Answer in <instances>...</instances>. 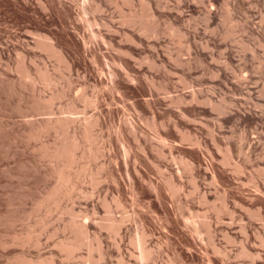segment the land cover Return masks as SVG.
<instances>
[{
  "label": "rangeland",
  "instance_id": "obj_1",
  "mask_svg": "<svg viewBox=\"0 0 264 264\" xmlns=\"http://www.w3.org/2000/svg\"><path fill=\"white\" fill-rule=\"evenodd\" d=\"M0 264H264V0H0Z\"/></svg>",
  "mask_w": 264,
  "mask_h": 264
},
{
  "label": "bare ground",
  "instance_id": "obj_2",
  "mask_svg": "<svg viewBox=\"0 0 264 264\" xmlns=\"http://www.w3.org/2000/svg\"><path fill=\"white\" fill-rule=\"evenodd\" d=\"M48 43V42H47ZM50 52H51V49H50ZM56 54V53H55ZM54 55V54H53ZM59 123H61V122H59L58 121V124ZM69 143H71V142H69ZM61 144V143H60ZM64 142L61 144V145H59V147H57L56 149H54V151L52 152V155H53V157L54 158H56V159H60V161L61 160H64L65 161V163L66 164H69L70 162L69 161H71V159L73 158L72 156V154H74V153H72V152H74V151H72L74 148H72V146L74 147V145L73 144H71L70 146H68L69 144H64ZM55 159V160H56ZM73 160V159H72ZM63 161V162H64ZM73 163V162H72ZM71 164V163H70ZM62 165H63V163H62ZM70 166V165H69ZM62 168H63V166H62ZM67 169V168H66ZM65 169V170H66ZM64 170V169H63ZM64 170V171H65ZM59 172H60V170H58ZM68 171V170H67ZM56 174H57V172H56ZM59 175H58V177L59 178H61L64 174H66V173H64L63 172V175H62V172L61 173H58ZM66 176V175H65ZM62 179H65V177L64 178H62ZM62 179H61V183H62ZM66 181H67V178L65 179ZM63 181V182H66V181ZM57 182V181H56ZM58 183V182H57ZM62 185V184H61ZM59 186V185H58ZM57 186V187H58ZM63 186V185H62ZM61 187V186H60ZM66 188V187H65ZM62 190V189H61ZM55 191V190H54ZM60 193V192H59ZM62 193V192H61ZM54 194V193H53ZM68 194V193H67ZM63 195V194H62ZM64 196V195H63ZM52 199V198H51ZM55 199V198H54ZM53 199V200H54ZM57 199V198H56ZM57 201V200H56ZM108 216V215H107ZM112 220V219H111ZM108 221V220H107ZM115 222V221H114ZM109 223V222H108ZM111 223V222H110ZM117 224V223H116ZM77 230V229H76ZM80 232H78V234L80 233L81 234V238H82V241H84L85 240V231H84V229L83 228H81L80 230H79ZM79 234V235H80ZM78 235V236H79ZM80 242H81V240H80ZM83 243V242H82ZM76 244V243H75ZM79 244V243H78ZM69 245V244H68ZM67 245V246H68ZM76 246V245H75ZM81 246V245H80ZM65 248H67L66 246H64ZM74 247V246H73ZM79 247V246H78ZM76 248V247H75ZM70 250V249H69Z\"/></svg>",
  "mask_w": 264,
  "mask_h": 264
}]
</instances>
